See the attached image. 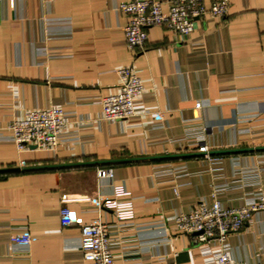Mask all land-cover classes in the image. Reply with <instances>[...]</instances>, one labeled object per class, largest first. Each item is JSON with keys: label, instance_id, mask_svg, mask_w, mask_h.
Here are the masks:
<instances>
[{"label": "crops", "instance_id": "obj_1", "mask_svg": "<svg viewBox=\"0 0 264 264\" xmlns=\"http://www.w3.org/2000/svg\"><path fill=\"white\" fill-rule=\"evenodd\" d=\"M122 1L0 0V264H88L79 224L94 220L109 226L115 264H213L221 249L232 264L264 263V209L209 252L173 224L199 201L241 206L264 186V0H230L187 38L151 26L142 50L125 44ZM124 66L145 90L134 115L102 119L99 98ZM52 105L77 130L56 152L18 151L8 122ZM122 192L125 218L102 205Z\"/></svg>", "mask_w": 264, "mask_h": 264}, {"label": "built area", "instance_id": "obj_2", "mask_svg": "<svg viewBox=\"0 0 264 264\" xmlns=\"http://www.w3.org/2000/svg\"><path fill=\"white\" fill-rule=\"evenodd\" d=\"M208 2V3H207ZM230 0H126L119 3V9L127 15L123 26L124 40L128 49L142 50L147 42V30L151 26H160L179 38H187L192 32L195 19L209 15L224 17L229 8ZM163 5L166 10H163ZM119 76L118 91L102 95L99 98L101 118L114 121L126 120L135 114V100L144 92L141 78L131 66L117 69ZM201 102H195L199 107ZM80 119L61 106L30 108L23 116L8 122L10 139L18 151L29 148L56 152L62 143L70 139V133L76 131ZM69 134V136H67ZM197 151L209 156L208 147L199 143ZM24 161L21 165H25ZM99 176L109 174L108 170L99 168ZM129 195L122 192L102 202L103 206L116 208L119 218L131 216V201L120 200L121 196ZM264 209V186L257 200L241 205L226 207L217 200L210 203L199 201L188 212L176 214L173 218L175 228L190 235L196 246L207 251L204 244L213 241L224 244L228 234L240 230L255 211ZM62 226L74 222L70 210L66 206L59 209ZM78 247L82 258L88 264H115V256L110 242L109 226L100 220L79 224ZM14 242H28V234L10 236ZM213 264H232L226 250L215 252ZM264 264V263H258Z\"/></svg>", "mask_w": 264, "mask_h": 264}, {"label": "water", "instance_id": "obj_3", "mask_svg": "<svg viewBox=\"0 0 264 264\" xmlns=\"http://www.w3.org/2000/svg\"><path fill=\"white\" fill-rule=\"evenodd\" d=\"M237 150V149H239V148H232V150ZM216 151H220V152H222V151H225V150H216Z\"/></svg>", "mask_w": 264, "mask_h": 264}]
</instances>
